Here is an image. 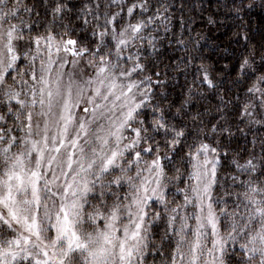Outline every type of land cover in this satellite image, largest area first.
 I'll return each mask as SVG.
<instances>
[{
  "label": "snow or ice",
  "instance_id": "obj_1",
  "mask_svg": "<svg viewBox=\"0 0 264 264\" xmlns=\"http://www.w3.org/2000/svg\"><path fill=\"white\" fill-rule=\"evenodd\" d=\"M256 9L0 0V264H264Z\"/></svg>",
  "mask_w": 264,
  "mask_h": 264
},
{
  "label": "trees",
  "instance_id": "obj_2",
  "mask_svg": "<svg viewBox=\"0 0 264 264\" xmlns=\"http://www.w3.org/2000/svg\"><path fill=\"white\" fill-rule=\"evenodd\" d=\"M252 23L253 25H257L259 23H264V12L256 9L252 12ZM179 54V53H178ZM178 83H183V77H180Z\"/></svg>",
  "mask_w": 264,
  "mask_h": 264
}]
</instances>
